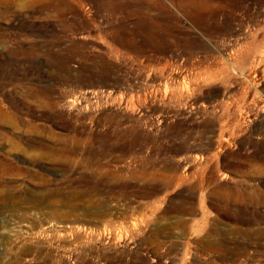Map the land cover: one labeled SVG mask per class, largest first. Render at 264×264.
<instances>
[{
  "label": "rangeland",
  "instance_id": "1",
  "mask_svg": "<svg viewBox=\"0 0 264 264\" xmlns=\"http://www.w3.org/2000/svg\"><path fill=\"white\" fill-rule=\"evenodd\" d=\"M0 264H264V0H0Z\"/></svg>",
  "mask_w": 264,
  "mask_h": 264
},
{
  "label": "bare ground",
  "instance_id": "2",
  "mask_svg": "<svg viewBox=\"0 0 264 264\" xmlns=\"http://www.w3.org/2000/svg\"><path fill=\"white\" fill-rule=\"evenodd\" d=\"M252 172V171H251ZM259 174V173H258ZM218 196V195H217ZM255 244V243H254ZM236 251V250H235ZM224 259V258H223Z\"/></svg>",
  "mask_w": 264,
  "mask_h": 264
}]
</instances>
